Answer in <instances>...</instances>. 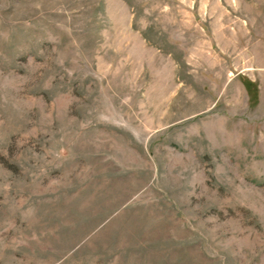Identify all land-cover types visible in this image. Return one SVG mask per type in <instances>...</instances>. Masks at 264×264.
Wrapping results in <instances>:
<instances>
[{"label":"rangeland","instance_id":"rangeland-1","mask_svg":"<svg viewBox=\"0 0 264 264\" xmlns=\"http://www.w3.org/2000/svg\"><path fill=\"white\" fill-rule=\"evenodd\" d=\"M0 264H264V0H0Z\"/></svg>","mask_w":264,"mask_h":264}]
</instances>
